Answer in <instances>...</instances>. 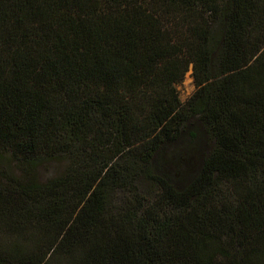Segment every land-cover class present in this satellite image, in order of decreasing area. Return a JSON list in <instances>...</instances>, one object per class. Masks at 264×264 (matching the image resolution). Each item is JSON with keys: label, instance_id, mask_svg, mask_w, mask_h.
I'll return each mask as SVG.
<instances>
[{"label": "trees", "instance_id": "trees-1", "mask_svg": "<svg viewBox=\"0 0 264 264\" xmlns=\"http://www.w3.org/2000/svg\"><path fill=\"white\" fill-rule=\"evenodd\" d=\"M0 264H264V0H0Z\"/></svg>", "mask_w": 264, "mask_h": 264}, {"label": "rangeland", "instance_id": "rangeland-1", "mask_svg": "<svg viewBox=\"0 0 264 264\" xmlns=\"http://www.w3.org/2000/svg\"><path fill=\"white\" fill-rule=\"evenodd\" d=\"M190 73L191 71H188L183 81L177 86L178 96L181 102H184L194 90V85Z\"/></svg>", "mask_w": 264, "mask_h": 264}]
</instances>
